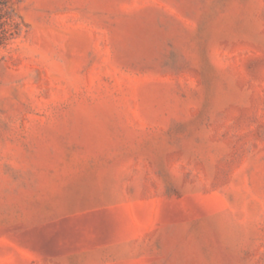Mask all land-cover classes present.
Wrapping results in <instances>:
<instances>
[{
  "label": "rangeland",
  "instance_id": "1",
  "mask_svg": "<svg viewBox=\"0 0 264 264\" xmlns=\"http://www.w3.org/2000/svg\"><path fill=\"white\" fill-rule=\"evenodd\" d=\"M0 264H264V0H0Z\"/></svg>",
  "mask_w": 264,
  "mask_h": 264
}]
</instances>
